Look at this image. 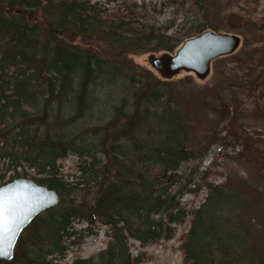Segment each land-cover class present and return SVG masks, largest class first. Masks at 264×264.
<instances>
[{
    "label": "trees",
    "instance_id": "trees-1",
    "mask_svg": "<svg viewBox=\"0 0 264 264\" xmlns=\"http://www.w3.org/2000/svg\"><path fill=\"white\" fill-rule=\"evenodd\" d=\"M207 3L208 10L219 1ZM223 18V28L205 19L169 31L171 24L146 21L131 1L109 9L92 0H0V161L14 170L32 169V180L60 196L21 232L13 258L0 264H60L79 243L76 219L105 226L107 243L70 264H138L145 255H132L129 239L141 246L169 240L188 215L182 264H264L241 218L247 194L229 179L198 182L195 172L180 171L203 141L204 152L224 139L216 128L226 121L241 146L239 159L264 182V138L239 132L230 114L239 106L236 98L195 85L189 74L163 78L128 58L173 53L207 29L237 30L244 46L257 35L249 19L233 27ZM242 53L249 58V51ZM259 78L232 70L217 82L233 88L246 81L251 96ZM183 96L195 108L217 113L211 132H191ZM70 151L77 156L75 182L60 170ZM200 187L205 200L186 209L181 198Z\"/></svg>",
    "mask_w": 264,
    "mask_h": 264
},
{
    "label": "rangeland",
    "instance_id": "rangeland-1",
    "mask_svg": "<svg viewBox=\"0 0 264 264\" xmlns=\"http://www.w3.org/2000/svg\"><path fill=\"white\" fill-rule=\"evenodd\" d=\"M97 1L104 7L114 8L121 1L136 2L140 5V11L146 21L164 26L171 24L169 31L176 28H188L192 24L206 20H212L223 28V16L230 26L242 23L249 19L254 23L257 35L254 38L247 39V45L244 46L243 33L234 30L241 38V44L230 55L215 59L211 63L209 73L204 78H198L194 74H189L195 85L212 86L225 99L232 97L239 102L237 110L230 108V114L233 113L235 122L239 125V132H247L254 140L264 138V0H218L217 5H209L208 0H92ZM142 16V15H141ZM211 21V22H212ZM212 30V29H211ZM219 31H224L220 29ZM226 32V31H225ZM249 51V58H245L243 51ZM149 54H128L135 64L140 67L151 68L148 59ZM232 70L237 74H247L251 77L259 76L256 81V87L250 93V85L246 81L238 83V86L231 87L227 84H218L219 78L231 76ZM239 72V73H238ZM188 74L182 72L174 77ZM193 87L191 85L186 88ZM183 88V87H182ZM185 88V89H186ZM180 105L186 110L188 128L194 134L209 133L216 125L217 113L211 109L195 108L188 98L183 96L180 99ZM226 121L221 122L216 130L224 139H218L203 152L205 141L198 145L197 157L194 160L183 163L180 171L189 175L194 173V180L201 182V177H206L208 182L223 183L227 179L232 186L240 189L247 194V200L244 209L241 212V218L245 223L246 231L251 241L264 255V182L257 178L252 170L241 161L237 155L241 146L234 142L229 135L226 127ZM199 148V149H198ZM203 148V149H202ZM202 150V151H201ZM63 178L68 182L79 180L78 173L75 172L77 156L73 152H68L66 157L60 161ZM28 175H24L23 171ZM206 171V174H202ZM32 169L14 170L6 162L0 161V186L11 181L14 178L26 177L31 179ZM192 187V185H191ZM206 188L200 187L196 195L186 193L181 198V204L186 209L198 207L206 197ZM191 215H188L182 223L175 225V232L171 239L160 240L141 246L137 240L129 239L128 246L132 255L137 256L143 253L145 256L138 264H182L183 253L180 249L181 237L190 227ZM224 224L221 220H215ZM75 237L79 243L71 246L66 256L60 260V264H70L76 258H89L106 247L107 235L106 227L102 225H90L83 220L76 219L73 222Z\"/></svg>",
    "mask_w": 264,
    "mask_h": 264
},
{
    "label": "water",
    "instance_id": "water-1",
    "mask_svg": "<svg viewBox=\"0 0 264 264\" xmlns=\"http://www.w3.org/2000/svg\"><path fill=\"white\" fill-rule=\"evenodd\" d=\"M241 44L238 34L207 29L181 42L173 53L150 54L151 68L163 78L182 72L204 78L211 63L236 51ZM58 192L26 177L14 178L0 186V246L8 250L0 255L9 261L21 232L44 210L59 203Z\"/></svg>",
    "mask_w": 264,
    "mask_h": 264
},
{
    "label": "snow or ice",
    "instance_id": "snow-or-ice-1",
    "mask_svg": "<svg viewBox=\"0 0 264 264\" xmlns=\"http://www.w3.org/2000/svg\"><path fill=\"white\" fill-rule=\"evenodd\" d=\"M0 216H2V213H0ZM8 250L2 246H0V255H7Z\"/></svg>",
    "mask_w": 264,
    "mask_h": 264
}]
</instances>
